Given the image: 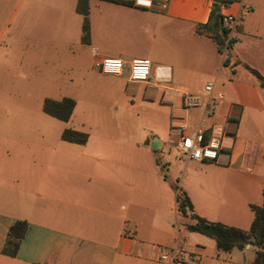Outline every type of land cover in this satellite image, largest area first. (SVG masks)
I'll use <instances>...</instances> for the list:
<instances>
[{"label": "crops", "instance_id": "obj_1", "mask_svg": "<svg viewBox=\"0 0 264 264\" xmlns=\"http://www.w3.org/2000/svg\"><path fill=\"white\" fill-rule=\"evenodd\" d=\"M104 4L110 6L97 7L98 25L89 20L88 45L73 7L68 44L90 56L93 73L105 58L151 62L147 82H130L127 72L98 75L116 87L104 95L117 98L122 119L148 130L97 139L95 151L77 149L88 138L84 145L60 138L59 146H73L60 151L41 136H25L21 119L8 111L0 120V264H249L252 246L218 252L214 240L185 229L192 221L177 212L170 183L180 179L199 217L249 229V206L261 203L248 192L253 183L261 194L264 185V88L243 65L264 79V0L221 8L237 21L222 53L197 33L208 23L211 0H156L150 9ZM180 133L219 134L223 149L216 161H191L183 172L188 160L177 163L179 172L166 170L165 180L159 154L172 160ZM17 221L27 229L8 257L1 250ZM164 253L177 261H161Z\"/></svg>", "mask_w": 264, "mask_h": 264}, {"label": "rangeland", "instance_id": "obj_2", "mask_svg": "<svg viewBox=\"0 0 264 264\" xmlns=\"http://www.w3.org/2000/svg\"><path fill=\"white\" fill-rule=\"evenodd\" d=\"M75 5V0H0V120L7 119L5 115L9 111L21 119L20 130L25 136H41L46 145L60 151L73 147L59 146L62 131L71 128L88 136L90 144L77 149L95 151L92 145L95 140L138 138L146 125L141 121L127 124L122 119L124 111L117 105V98L111 93L104 95L107 90L114 92L116 87L102 80L98 76L102 74L96 69L93 73L89 55L68 44L72 39L68 38L66 30L72 35ZM99 5L110 6L98 1L89 3V20L94 26L98 25ZM95 35L97 38V31ZM62 98H71L76 104L66 123L42 111L46 99L59 101ZM160 122V131L167 134L169 128L162 120ZM170 153L174 158L169 162H166L167 156L159 154L165 175L166 170L178 173L177 163L186 162L177 152ZM192 164L188 161V166L181 167L180 172L184 168L189 170ZM178 182L181 188L180 179ZM256 194L260 204L261 194L252 183L248 195L255 198ZM255 251L250 247L246 252L247 262L254 260Z\"/></svg>", "mask_w": 264, "mask_h": 264}, {"label": "trees", "instance_id": "obj_3", "mask_svg": "<svg viewBox=\"0 0 264 264\" xmlns=\"http://www.w3.org/2000/svg\"><path fill=\"white\" fill-rule=\"evenodd\" d=\"M89 1L78 0L76 4V12L82 16L81 27V42L84 45L89 44L90 40V27H89ZM107 3H112L125 7H134L131 0H97ZM212 6L209 15L208 23L198 25L197 33L205 35L214 41L218 50L222 53L224 48L231 46L232 40L228 39V29L222 25L223 15L221 14L222 7L238 2L240 0H211ZM226 63V61H225ZM224 63V64H225ZM245 69L255 78L258 85L264 88V79L260 74L243 65ZM75 107V101L71 98H62L59 101L46 99L42 105L44 114L50 116L61 122H68L72 116ZM61 140L77 145H84L88 136L85 133L78 132L71 128H66L62 131ZM159 164V162L157 161ZM162 168V167H161ZM164 170H162L163 172ZM163 178L167 177L163 172ZM171 188L175 192V201L177 212L185 218L190 219L192 222L186 225L185 229L189 232L197 233L214 240L218 252H230L233 249L239 251L243 250L246 246L250 245L256 249L255 258L249 264H264V185L261 191L262 202L260 205H250L249 208L253 213V220L247 231L240 230L231 226L224 225L218 222H210L204 218L199 217L193 211V207L187 194L179 188L178 184L170 183ZM27 229L25 221L15 222L8 231V236L1 253L8 257L16 255L19 243L23 238Z\"/></svg>", "mask_w": 264, "mask_h": 264}, {"label": "built area", "instance_id": "obj_4", "mask_svg": "<svg viewBox=\"0 0 264 264\" xmlns=\"http://www.w3.org/2000/svg\"><path fill=\"white\" fill-rule=\"evenodd\" d=\"M135 7L141 9H150L156 0H131ZM236 18L232 15H223L222 25L229 31L235 28ZM95 69L102 75L122 76L127 72L130 82H147L151 74L152 65L148 59H133L129 63L115 58H105L98 61L94 65ZM206 91H211V85H207ZM222 96L218 95L217 99ZM174 149L180 157H184L188 161H216L223 149L222 136L211 135L207 139L203 134L197 133L193 135L179 134L178 140L174 143ZM176 255L164 253L160 256L161 261H169L174 263L177 261Z\"/></svg>", "mask_w": 264, "mask_h": 264}]
</instances>
